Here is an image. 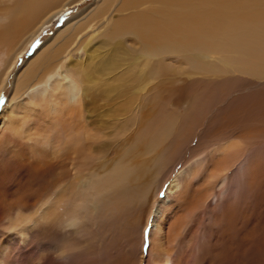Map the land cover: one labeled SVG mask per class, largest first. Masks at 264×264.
Returning a JSON list of instances; mask_svg holds the SVG:
<instances>
[{"label": "bare ground", "instance_id": "1", "mask_svg": "<svg viewBox=\"0 0 264 264\" xmlns=\"http://www.w3.org/2000/svg\"><path fill=\"white\" fill-rule=\"evenodd\" d=\"M81 1L83 0H0V92L8 73L17 59L23 57L28 45L52 24L53 18L56 19L63 11ZM219 1L122 0L119 14L108 18L106 15L110 9L109 0H102L96 10L93 8L87 13L86 24L67 27L64 34L66 35L70 31L69 36L62 41H57L55 38L45 52L43 44L32 55V59L29 58L25 61L26 65L22 66L23 71L17 78L13 90L26 88V91L32 92L33 98L29 97V111L43 108L44 111L49 112L64 103L62 102L65 96L63 85L58 90H51L52 87L49 85L50 90L47 95L43 88L49 80L56 79L57 74L53 68H61V63L52 64V69L49 71L44 70L39 76L38 82L33 85V89H29L35 79L36 70L47 67L58 53L64 54V58L72 62L71 68L68 70L75 81V89L72 87L73 90L71 89V92L65 96L72 102V105L65 103L62 109H59V113L64 112L71 118V121L74 120L71 124L61 127L64 131L65 146L59 151H52L54 156H61V151L71 153L73 164L69 163L68 167L74 165L73 169L69 171L74 173L73 184L70 185V183L66 186L60 196L56 194L50 201L47 200L46 207H41L37 214L38 218L36 220L31 218L28 225L25 223L30 219L23 218L19 221V216H16L19 222L14 220L15 222H12L11 226L13 225V229L21 236L23 242L27 240L29 229H34L38 223L47 224L56 219L60 229L64 230L57 236V245L55 244V250L59 252L61 259L72 260L73 258L72 261H74V257L80 255L82 245L88 241H95L98 246L102 236V233L97 231V228H100L98 227L99 219H103L102 217L106 215V217L109 215L110 218L120 212L124 213L132 208V204L141 203L148 193L146 186L149 182L145 177L144 165L134 159L127 161L119 159L113 162L104 174L96 177L92 170V161L101 153V147L95 141L96 132L101 127V130L103 127L119 128L125 120L123 117L134 116L136 128L132 133V142L128 150H152L159 153L153 172L155 180L162 181L163 178L171 175L175 165L180 163L188 144L193 140L196 128L201 126L206 113L214 106L213 101L217 100V103L226 104L225 107L230 110L226 116L228 118H222L217 127H225L226 124L234 126L235 124L232 122H236L247 126L246 130L243 136L222 140L214 146L212 144L201 148L202 143H199L190 152L187 160L182 163L178 172L173 174L172 180L163 191L162 202H156L155 213H152L149 237L150 263L176 264L178 253L175 248L177 247L180 250L187 249V251L193 246L205 248L203 246L205 244L202 243L205 241L204 235L195 245L196 232L189 234L190 223L192 226L190 218L195 215L193 213L196 212V209H199L202 214L216 207L217 211L219 204L223 201L222 197L227 195L225 192L227 186L231 185L230 183L235 177L246 176V173L249 172L251 167L250 147L253 143L261 144L264 139V91H259L256 94L242 92L233 96L230 92L219 90L217 86L206 85L205 87L209 88L210 92L205 90V87L198 89L200 90L198 95L202 100L201 104H195L194 98V103L187 105L186 111L179 114L177 109L173 110L172 108V105L175 104L172 96L175 94L176 88L172 87L171 66L169 65L171 74L166 80L162 77L165 74L164 66L162 63H156L154 69L147 73L131 72L130 76L127 75V78L134 82L133 85L127 82V86L137 95L143 90L141 87L145 81L158 78L155 85L146 90L143 105L135 110L131 109V97L119 94L121 90L117 83L123 82L129 69H125V73L118 74L121 67L117 66V55H129L131 52L150 59L174 60L171 58L177 57L179 54L182 57L180 59L187 60L192 67L203 68L200 59H207L211 55V51L222 55L221 53L227 52L228 54L232 50L239 56L240 64L243 63L241 66L244 67V69H239L240 67L231 66L235 71H238L237 74L231 73L232 75L236 74L238 77V74H244L247 77L264 80V4L221 6ZM223 13L227 16L225 17ZM225 18L230 19L225 20ZM94 29L102 39L98 42L100 45L89 51L87 46L91 42L96 45L97 36H95V32L92 37L86 39V36L91 33L88 32L89 30L95 31ZM57 34L60 36L62 33ZM126 37H129L127 39L133 41L135 46L138 45L136 49L131 48V44L126 42ZM79 52L82 56L79 55V59H75ZM193 56L197 59L194 60ZM223 62L232 64L235 61L223 59ZM257 86H264V83ZM106 91L116 92L117 95L110 98ZM193 91L196 90L190 92ZM35 97L36 100L33 102ZM226 112L228 111L226 110ZM214 119L212 118V121L209 119L210 123L217 122H213ZM235 128L237 127L232 129ZM236 131L234 132L236 133ZM2 134L4 132L1 131V143L3 142L2 137H4H1ZM17 136L19 139L26 137V141L29 140L25 129L18 130ZM211 138L214 139L212 136ZM218 144L222 147H218ZM40 146L44 148L45 144ZM63 155L61 157H67L65 153ZM51 160L53 162V159ZM61 161L59 162L63 165ZM47 165L49 166V163ZM230 171L231 175L228 173ZM84 172L87 174L85 178L82 176ZM55 176L58 175L55 174ZM144 177L145 184H142L140 180ZM184 179H191V181L186 184ZM189 190L193 195L186 198L185 195ZM259 191L260 196L262 195L264 198V187L259 186ZM166 203H168L169 209L171 204H174L175 210L177 209L172 222H169L166 215L163 214ZM221 205L223 206V203ZM183 211H187L190 217L183 216ZM233 219L232 216H227L225 232L219 236H213L215 249L212 248L213 251H210L209 254L205 253L209 256V264H238V258H242L246 253L245 248L248 247L255 259L257 257L249 264H264V234L259 233V229L254 231L256 226L252 223L251 227L243 228V234L239 235L240 232L235 228L236 225L234 227L231 222ZM259 219L257 223L261 225L262 220ZM29 225L33 227H28ZM46 227L48 226L44 225V228ZM184 229L186 231H183ZM38 232L36 233L38 234ZM183 232H185L184 236ZM104 235L107 238L105 232ZM6 247L5 245L0 247V264L6 262L4 261L7 257L5 256ZM85 250L88 249L84 247ZM96 250L88 251L90 255L97 258L99 254ZM100 256L102 255L100 254ZM55 260V264H58L56 258ZM97 260L99 259L97 258Z\"/></svg>", "mask_w": 264, "mask_h": 264}, {"label": "rangeland", "instance_id": "2", "mask_svg": "<svg viewBox=\"0 0 264 264\" xmlns=\"http://www.w3.org/2000/svg\"><path fill=\"white\" fill-rule=\"evenodd\" d=\"M101 2L102 0H83L79 4L71 6L67 10L63 11V13L58 15L56 19L53 18L52 24L45 28L41 34L30 45H28L23 57L17 59L13 68L8 73L4 82V86L0 92V132H4V134L1 135V137L4 136L2 137L3 142H0V247L1 245L7 246L5 255L7 257L4 259V261L7 263L4 262L5 264H55V258L57 259V262H59L58 264L150 263L149 237L151 221L153 217L152 213H155L156 202H162L164 196L163 191L166 190L169 182L172 180L173 174L178 172L182 163L187 160L190 152L193 151L199 143H202L200 145V147L202 146L201 148H204V146L208 147L212 144L214 146L217 142H221L225 139L239 138L243 136L246 130L247 126L242 123L237 124L236 122H232L235 124L234 126L226 124L227 130L226 126L217 127L222 118H228L226 116L230 110L229 108L225 107L226 104L217 103V100L213 101L212 104H214V106L208 113H206L201 126L199 125V127L196 128L193 140L188 144L185 154H183L181 157L182 162L180 161L178 165H175L171 175L168 177L166 176L162 179V181H156L153 168L156 159L159 157V153L152 150H128V147L132 142V133L136 128V119L134 116L128 115L123 117L125 120L122 122V126L119 128L103 127L101 130V127L96 132L97 137L95 139V141L101 147V153L100 155L93 158L92 161V170L94 171L95 176L99 177V175L104 174L109 169L111 164L119 159L125 161L134 159L136 162H141L145 168L146 180L149 182V184L146 186L148 193L145 199L136 205L132 204V208L125 211L124 213L120 212L118 215L110 218L109 215L108 217H106V215L102 217L103 219H99L100 221L98 227L100 228H97V231L99 230L98 232L102 233V236L100 237L101 239L99 241L100 243H98V246L95 244V241H88L84 243L82 245V251L79 252L80 255L74 257V261H72L73 258L72 260L69 258L66 260L61 259L59 252H56L55 250L57 245V236L60 234V232L64 231L60 229L56 219H54V221L52 220L51 222H48L47 224L44 222L43 224L38 223V226H34V229H29L27 240L23 242L21 240V236L18 235L13 229V225L11 226L12 222H17L18 218L19 221L20 219L22 220L25 218L26 220L30 219L25 223L28 225L29 221H31V218H35V220L38 218L37 214L40 212L41 207H46L47 203L45 204V202L47 200L50 201L56 194L57 196H60L66 186H68L70 183V185L73 184L72 179L74 173L69 171L73 169L74 165H69L68 167L69 163L73 164L72 155H70L71 153L69 154L67 151H61V156L64 153L65 155H70H67V157L65 156V158H63L59 155L54 156L52 152L59 151L64 148V131L61 129V127L65 124H71L74 121H71V118L68 117V115H65L64 112L59 113V109H62L65 103L67 105H72V102L65 98V96L71 92L72 87H75V81L71 77V72L68 70L71 68L72 62L66 60L64 58V54L62 55L58 53L57 57L53 59L47 67L36 70L35 79L32 81V84L29 87V89H33V85L38 82L39 76L44 72V70L47 69V71H49L52 69V64L61 63V68H53L57 74L56 79L49 80L43 87L45 90V95H47L50 90L49 85L52 87L51 90H58V88L62 85L65 88V99L63 98L62 101L64 103H61L60 106L58 105L53 111L50 110L49 112H46L43 108H36L35 110L29 111V97L33 98L32 92H29V90L26 91V88L17 90H13V88L17 83V78L23 71L22 66L26 65L25 61H27L29 58L32 59V55H34L40 46L44 44L43 51L45 52L47 51L46 49L49 47V44H51L55 38L57 41H62L65 37L69 36L70 31L66 35L64 34L68 29L67 27H75L76 24H86L88 15L87 13L93 8L96 10ZM219 3L221 6H246L264 4V0H220ZM108 4L110 9L106 16L109 18L110 16L118 15L121 9L122 0H109ZM224 15L225 17L227 16V14ZM229 19L225 18V20ZM233 20L235 19L233 18ZM94 30L95 31L89 30L88 32L91 33L86 36V39L90 36L92 37L93 32H95V36H97L96 45L91 42L87 46L89 51L95 48L97 45H100L98 42L100 39H102V37L97 35V30ZM57 33L62 34L59 36ZM127 38L129 37H126V42L131 44L130 46L132 49H136L138 45L135 46L133 41H130ZM229 52H232L233 54H230ZM229 52L228 54L226 52L221 53L222 55H220L219 53H214L211 51V55L207 57V59H200L201 65L204 66L203 68L192 67L187 62V60L184 61V59H180L182 57L178 53L177 57L171 58L174 60H165L164 58L150 59L131 52L129 55H117V66L121 67V71L118 74L125 73V69H129V72L126 74L125 78H123V82L117 83L121 90L119 94L131 97V109H139L140 106L143 105V99L144 95L146 94V90L154 86L158 78L156 77L153 80L145 81L141 87L143 90L137 95L134 94L131 89H129V86H127V82L132 85L134 84L133 81L127 78V75L130 76L131 72L147 73L154 69V65L156 63H162L164 66L165 74L162 77L166 80L169 78L171 74L170 70L172 69V87L176 88V92L172 96L173 101H175V104L172 105V108L173 110L177 109L179 114H182L184 111H186L188 107L187 105L194 103V98V100H196L195 104H201L202 100L199 98L200 95H198V92L200 90L198 89H203V87L206 85L212 84V86H217L219 90L221 89L224 92H230V94L233 96L242 92L256 94L259 91H264V86H257L258 84H263L264 80H258L256 77H247L244 74H238L239 76L237 75L238 77H236L238 71H235L231 66H237L240 67L239 69H244V67L241 66L243 63L240 64L241 59L239 56L234 54V51L231 50ZM79 55L82 56V54L79 52L75 59H79ZM190 56H192V54H190ZM228 56L232 57L233 59ZM193 59L196 60L197 57L195 58L193 56ZM223 59H228L231 62L234 60L235 62H232V64L224 63ZM169 65L171 66V69ZM227 72L228 74L226 75ZM231 73L236 74H233L235 75L233 76ZM222 78L224 83L222 82ZM109 84L112 85V83ZM127 89L129 90L127 91ZM191 90L196 91L190 92ZM205 90L210 92L209 88L207 87H205ZM106 92L109 94L110 98H114V96L117 95V93L113 91ZM185 95H187L189 98ZM35 100L36 97L32 101L35 102ZM226 110L228 112H226ZM61 114L65 116L61 117ZM212 118H215L213 122H217H214V124L210 123ZM235 126L240 130L237 128L232 129ZM242 127L244 130H241L243 129ZM230 128L232 129V132ZM23 129L27 131V137L29 138L28 141H26V137L23 138V140L19 139L17 136V131ZM234 131H236V133ZM222 134L223 136L221 137ZM210 135L214 137V139L211 138ZM39 144H45V147L43 148ZM29 145L32 146L30 147ZM217 146L220 147L221 145L218 144ZM250 149V170L248 173H246V176L240 175L235 177V179H233L234 182L232 181L230 183L231 185L227 186V190L225 191L227 192V195H224L225 197L223 196L221 199L224 201H222L223 206L221 203L219 204L217 211L215 210L217 208L216 207L215 209H210L209 211L207 210L208 212L206 211L205 214H202L199 209H196V212L193 213V215H195L190 218L192 221V226L190 223V228H188L189 234L196 232L198 238L196 237L195 239V245L196 243L198 244L199 238H202L204 235L205 241L202 243L205 244L203 245L205 248L193 246L190 248L191 250L188 249V251L187 249L180 250L179 247L175 248V251L178 253V256L176 257V264H204V262L205 264H209L208 261H210V259L207 254L215 249L213 244V236L216 237V235L219 236L225 232L227 226V216H232L234 218L231 222L233 223L234 227L236 225L235 228L239 230V235L243 234V228H246V226L251 227L252 223L256 226L254 231L259 229V233L262 232L264 234V202H261L264 200V198L262 195L260 196L259 191V186L264 187V139L261 141V144L253 143ZM59 157L65 162L61 161ZM51 159H53V162ZM58 160L61 161L63 165ZM67 161L68 163L66 164ZM48 163L49 166L47 165ZM228 173L229 175L232 174L231 171ZM55 174L58 176H55ZM86 175V172H84L82 176L85 178ZM145 177L141 178L140 183L145 184ZM190 181L191 179H187L185 182L187 184ZM82 183H84L83 180ZM55 184H57L56 187ZM53 185L54 187L52 188ZM191 195L193 194L189 190L185 197L189 198ZM167 204L168 203H166V206H164L165 210L163 214L164 216L166 215V218L169 220V222H172L173 215L177 209H174V204H171L172 206L170 205L171 208L169 209ZM62 206L65 208L64 205ZM182 215L186 216L187 218L190 217L187 211H183ZM16 216L19 217L17 218ZM259 218L262 220L261 225L257 223L260 220ZM44 225L48 227L44 228ZM49 226L53 227L51 228ZM28 227L33 226L29 225ZM41 227L42 229H40ZM193 228L195 230H192ZM38 229H40L41 232L40 230L38 232ZM183 231H186V229ZM36 232H38V234ZM104 232L107 235V238L105 237ZM182 235L184 236L185 232H183ZM211 236L213 240L211 239ZM84 247L91 252L93 249H97L96 251L99 254V257L97 258L99 260H97L94 255H90L88 250L84 251ZM248 248H245L244 250L246 251V255L244 254L242 258H238V264H249L250 262H253V260L257 259V257L255 259L254 254L249 251ZM100 254L102 256H100Z\"/></svg>", "mask_w": 264, "mask_h": 264}]
</instances>
